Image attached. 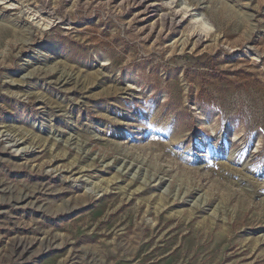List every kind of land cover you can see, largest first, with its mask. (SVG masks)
<instances>
[{
    "label": "rangeland",
    "instance_id": "374dc122",
    "mask_svg": "<svg viewBox=\"0 0 264 264\" xmlns=\"http://www.w3.org/2000/svg\"><path fill=\"white\" fill-rule=\"evenodd\" d=\"M0 264H264V0H0Z\"/></svg>",
    "mask_w": 264,
    "mask_h": 264
},
{
    "label": "crops",
    "instance_id": "0c3cea01",
    "mask_svg": "<svg viewBox=\"0 0 264 264\" xmlns=\"http://www.w3.org/2000/svg\"><path fill=\"white\" fill-rule=\"evenodd\" d=\"M128 261H130V256H128Z\"/></svg>",
    "mask_w": 264,
    "mask_h": 264
}]
</instances>
